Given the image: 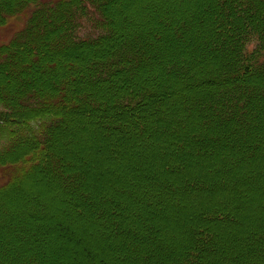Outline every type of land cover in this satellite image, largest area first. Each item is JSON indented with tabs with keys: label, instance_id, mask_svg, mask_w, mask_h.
Masks as SVG:
<instances>
[{
	"label": "trees",
	"instance_id": "trees-1",
	"mask_svg": "<svg viewBox=\"0 0 264 264\" xmlns=\"http://www.w3.org/2000/svg\"><path fill=\"white\" fill-rule=\"evenodd\" d=\"M25 14L0 264H264V0H0Z\"/></svg>",
	"mask_w": 264,
	"mask_h": 264
},
{
	"label": "rangeland",
	"instance_id": "rangeland-1",
	"mask_svg": "<svg viewBox=\"0 0 264 264\" xmlns=\"http://www.w3.org/2000/svg\"><path fill=\"white\" fill-rule=\"evenodd\" d=\"M28 16L21 15L14 17L9 20L6 26L0 27V45L6 44L17 32L23 29L26 24ZM98 32L94 28L93 21H84L83 26L80 30V35L82 37H92L95 36ZM255 47L254 44L249 46V51H252ZM6 177V172L4 169H0V184L4 182Z\"/></svg>",
	"mask_w": 264,
	"mask_h": 264
}]
</instances>
